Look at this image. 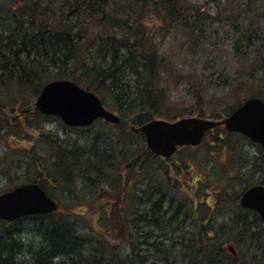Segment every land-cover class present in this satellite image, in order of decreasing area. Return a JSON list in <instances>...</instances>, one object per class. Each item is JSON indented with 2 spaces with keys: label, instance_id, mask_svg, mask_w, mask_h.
Instances as JSON below:
<instances>
[{
  "label": "trees",
  "instance_id": "16d2710c",
  "mask_svg": "<svg viewBox=\"0 0 264 264\" xmlns=\"http://www.w3.org/2000/svg\"><path fill=\"white\" fill-rule=\"evenodd\" d=\"M263 22L264 0H0V131L8 128L4 133L21 139L28 125L55 119L34 106L53 79L73 80L106 105L107 97L112 98L134 125L180 117L168 106V97L172 87L183 83L196 103L181 116L227 117L248 97L264 96ZM212 86L229 88L237 100L230 106L207 102ZM247 88L250 91L244 92ZM25 108L28 111L20 113ZM18 111L20 117L11 119ZM56 120L65 124L60 117ZM128 122L122 118L115 125L118 135H105L104 145L69 144L53 160L34 154L39 171L28 181H42L48 190L45 181L63 182L69 197L66 206L59 201L57 212L0 219V264H261L255 253L253 259L241 260L226 248L228 230L213 220L217 203L195 202L205 184L201 177L183 184L196 193L190 214L198 211L202 218L190 221L191 215L184 213L180 220L178 211L184 205L170 195L179 186L170 171L188 169L182 158H189L179 151L181 163L171 168ZM34 129L35 144L54 140L39 126ZM235 136L246 137L219 126L208 131L203 142L211 152L232 154L234 146L227 141ZM257 146V158L264 159ZM70 152L71 165L66 163ZM258 163L255 167H264ZM247 164H241L243 172ZM128 170L133 171L131 182ZM154 171L157 176H149ZM142 175L145 179L139 183ZM104 198L122 201L116 244L107 239L110 229L96 226L83 232L79 222L69 218L75 206L86 210ZM62 205L68 212L60 211ZM100 209L103 217L111 213L109 206ZM238 216L243 222L235 233L243 235L249 226L251 238L262 239L258 248L263 246L264 252L263 233H258L262 221L253 225L245 215Z\"/></svg>",
  "mask_w": 264,
  "mask_h": 264
},
{
  "label": "rangeland",
  "instance_id": "374dc122",
  "mask_svg": "<svg viewBox=\"0 0 264 264\" xmlns=\"http://www.w3.org/2000/svg\"><path fill=\"white\" fill-rule=\"evenodd\" d=\"M226 44L229 46L228 42ZM222 86H225L223 81ZM246 91L249 92V88H247V90H245L244 92ZM230 92L231 91L229 88H215V86H212L208 89L205 100L209 103L214 104L216 101H220L222 104L230 106L237 100V96L232 95ZM169 94L168 106L172 107L178 113L177 115L181 116L183 113L187 114L186 112H189L194 106L193 104L196 103V100H194V96L188 93V90L186 89L184 83L182 85H175L174 87H172L169 90ZM107 106L109 109L120 114L124 121H129L127 123L128 127H130V125L137 126L134 125V123L130 122L131 115L126 114L124 116L120 113V111L114 105L112 98L107 97ZM56 119L57 117L55 119L54 117H52L44 121H36L33 125H28L27 132L23 137H21V139L17 138V136H12L11 134L4 133V131L9 130L8 128L4 131H0V192L12 188L17 184L27 182L29 180V177L34 179L35 176L38 175L39 164H37L33 159L35 153L43 156L46 155L49 159L53 160L57 158V153H60V148L65 151L66 147H68L69 144L73 145L77 143L81 146L85 145L86 147L90 148H92L95 143H98V145H101L102 143L104 145L106 143V139H104L105 135H118L120 131L118 126L109 125V123L103 122L102 120L95 122L88 127L65 128L63 124ZM35 126H39L41 129L46 130L57 138H55L50 143L42 141V143L39 142L38 144H35V142H37V139L35 137L32 138L33 133L38 130L34 129ZM122 131L123 129L121 128V132ZM21 135L23 134H20V136ZM102 136L103 138H101ZM59 137L67 142L63 143V141L59 139ZM134 141V144L138 146V139L136 138V140ZM227 143H230L231 146H234L233 148L235 150L234 152H232V154L226 153V155H224V153H222V150L211 152L213 150L209 149V146L206 145L207 143L204 144V142L199 145V148L197 147L199 152L196 151V148L182 149L180 154L182 156L187 155L189 160L192 161V168H188L189 171H191V174L187 172L188 169L180 172L171 170L170 173L173 182H176L178 179L179 186L177 190L173 188L170 195H174L177 201L183 202L184 207L182 206L181 210L178 211V213L181 214L180 220L184 217V213H188L189 217L191 215L189 219L190 221L201 219L202 215L198 211H195L194 214H190L189 204L194 200L193 198H195L192 195L196 193H194L195 191L193 189L191 190L189 188L190 186H188V184H183L186 181H189L191 177H201L205 184H201L202 192L196 199L197 201L195 200V202H197V204L199 202L200 204L206 202L214 204L217 203L215 206L217 215L215 216L214 214L213 220L218 227L225 225V231L228 230L227 234H229L231 240L227 242L228 247L226 246V248H229L230 245H233L237 251L235 254H233V256L241 260H251L253 259V254L255 253L260 260L259 263L264 264V252L262 244V250L260 251L258 248L260 246L258 241L263 242L262 239L260 237L251 238L252 234L249 226H245V234L237 235V233H235V230H241L242 226V219H237L236 215H239L238 217H243V215H245L244 220L247 219L248 222H253V225H255L256 222L258 223L260 221V218L256 211L250 209H245V211L240 210V197L246 187L250 185V182L255 184L264 179V167H255L257 161L259 162L258 164H260V166H264V159L261 156L257 158L259 154L257 143L251 141L247 137L244 138L235 136L231 141H227ZM128 145L130 146V144ZM35 146H37V150L33 149ZM214 148L218 149L217 146H215ZM194 153L195 155H193ZM66 155V163H69L70 165L73 164L71 152L66 153ZM175 159H178V157L176 156ZM246 159L249 162H252V164L246 161ZM245 162L246 164L248 163V168H246L243 172L241 164L244 163L245 165ZM74 172V174L76 175L77 171ZM132 172V170L127 171L128 178L131 177V179H128L130 182L134 179V177L132 176ZM251 174L253 175L251 176ZM149 176L155 177L157 176V174L154 171L150 173ZM142 179L144 180L145 176L143 177L142 175L139 183H142ZM45 182L50 185V191L52 195L55 196L58 201H61L62 203L64 202L66 206V201L69 197V192L65 188L67 187V185L63 182V185L51 183L49 181ZM180 182L182 184H180ZM198 182L199 181H197V184ZM211 182L213 183V185H210L209 188V184ZM206 184H208V186ZM224 191H227L228 196L223 193ZM209 193H211V196H209ZM89 197L90 196H87V199ZM209 197L212 199H209ZM106 199L109 198H104V200ZM90 200L91 197L88 199V201ZM114 200H116L115 208L113 210L112 207H109V210L111 211L109 216L103 217L101 214L103 212H101L100 209L101 206L93 201L90 203V205H88V207L90 206L89 209L86 210L81 208L80 205L75 206V208L73 209L74 211L69 218L71 221H78L79 226H81L80 228H82L83 232H87L88 228L92 229V227L96 226H99L103 231V228L110 229L112 233L110 235L108 234L107 239L115 244L119 243L120 239L117 237V235L120 234V222H117V220H120V212L118 208L121 205L122 201L120 199ZM87 204H89V202ZM65 206L62 205V207L60 208L61 212H68V209ZM232 219H234V221H232ZM122 220L123 219H121L120 221ZM258 231V233H263L262 235L260 234V236L264 239L263 222L262 225L259 224ZM122 239L123 238H121V241ZM256 262L258 263V260H256Z\"/></svg>",
  "mask_w": 264,
  "mask_h": 264
},
{
  "label": "water",
  "instance_id": "95a60500",
  "mask_svg": "<svg viewBox=\"0 0 264 264\" xmlns=\"http://www.w3.org/2000/svg\"><path fill=\"white\" fill-rule=\"evenodd\" d=\"M36 105L45 113L60 115L72 126L90 125L97 118L120 122V116L107 109L93 91L69 79L52 80L44 85ZM219 124L245 134L260 143L264 150V98L257 96L246 99L222 120L190 117L170 122L154 119L134 130L145 136L152 152L170 156L179 145L201 143L206 131ZM240 204L257 210L264 221V184L249 187L242 194ZM57 207L56 200L37 182L21 184L0 194V218L3 219L13 220L23 215L48 213ZM230 248L233 250V246Z\"/></svg>",
  "mask_w": 264,
  "mask_h": 264
},
{
  "label": "flooded vegetation",
  "instance_id": "af4514ba",
  "mask_svg": "<svg viewBox=\"0 0 264 264\" xmlns=\"http://www.w3.org/2000/svg\"><path fill=\"white\" fill-rule=\"evenodd\" d=\"M28 109L29 108H25V109H21V112L20 111H18V113L17 114H11V119H13V120H15V119H17V118H19L20 117V113H23V112H26V111H28ZM20 112V113H19ZM63 126L65 127V128H69V127H71V126H68V125H66V124H63ZM53 138L55 139V138H57V137H55L54 135H53ZM59 139H61L60 137H59ZM62 141H64V143H66L67 141H65V140H63V139H61ZM187 147H189V146H187ZM183 148H185V147H183ZM158 155V154H157ZM193 155H195V153L193 154ZM161 157H163V158H165V160L167 161V163L168 164H170L171 165V168L172 167H174V165H179L180 163H181V161L179 162V160H180V158H178V159H175V157H169V158H167V157H164V156H162V155H160ZM182 160H186L187 161V163H188V167H189V169L190 168H192V161L191 160H187V159H185V158H182ZM189 169L187 170V172H189L190 173V171H189ZM193 177H191L190 178V181H193ZM36 182H42V181H39V180H35ZM186 183H187V181H186ZM42 184V183H41ZM110 198H112V196H110ZM95 203H97L99 206H101V207H105V206H109V207H112V209L114 210V208H115V203H116V200H111V199H106V200H99L98 202H95ZM105 203V204H104ZM119 209V208H118ZM101 212H103V211H101ZM101 214H103V213H101Z\"/></svg>",
  "mask_w": 264,
  "mask_h": 264
},
{
  "label": "bare ground",
  "instance_id": "6f19581e",
  "mask_svg": "<svg viewBox=\"0 0 264 264\" xmlns=\"http://www.w3.org/2000/svg\"><path fill=\"white\" fill-rule=\"evenodd\" d=\"M65 152V151H64Z\"/></svg>",
  "mask_w": 264,
  "mask_h": 264
}]
</instances>
